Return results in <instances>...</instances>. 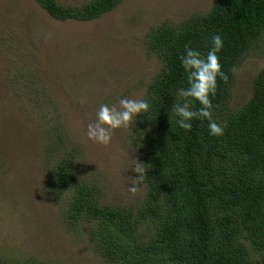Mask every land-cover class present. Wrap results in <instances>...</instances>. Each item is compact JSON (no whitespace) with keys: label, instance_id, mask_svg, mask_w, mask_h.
Segmentation results:
<instances>
[{"label":"trees","instance_id":"1","mask_svg":"<svg viewBox=\"0 0 264 264\" xmlns=\"http://www.w3.org/2000/svg\"><path fill=\"white\" fill-rule=\"evenodd\" d=\"M36 1L53 18L89 20L121 0ZM263 33L264 0H214L206 11L146 31V50L161 66L142 97L150 111L138 115L129 132L146 168L145 194L135 205L101 203L97 184L78 180L73 147L60 158L53 156L67 147V135L47 139L42 155L47 185L56 195L76 185L64 211L68 225L84 227L108 264H264V64L252 79L248 99L229 107L233 71ZM214 34L223 40L218 56L227 76L217 77L210 97L213 118L224 128L221 136L209 135L207 120H193L191 131H185L170 111L177 90L187 87L179 59L185 45L206 55ZM199 107L195 102L194 109ZM51 108L53 100L45 96L42 112ZM20 255L0 253V264H50L33 254Z\"/></svg>","mask_w":264,"mask_h":264},{"label":"rangeland","instance_id":"2","mask_svg":"<svg viewBox=\"0 0 264 264\" xmlns=\"http://www.w3.org/2000/svg\"><path fill=\"white\" fill-rule=\"evenodd\" d=\"M57 1L75 5L90 0ZM213 2L121 0L97 18L59 20L36 0H0L1 254H33L50 264H108L84 227L68 225L64 211L76 185L60 195L47 185L42 158L47 139L67 135V147L53 156L60 158L73 147L77 178L97 184L101 203L128 206L142 200L143 184L136 194L128 191L130 177L139 175L131 167L135 160L142 163L129 138L133 125L115 130L108 145L89 140L87 125L102 103L115 104L122 96L142 99L161 66L144 44L152 25L180 22ZM263 64L264 33L233 71L230 108L248 99ZM45 96L54 104L46 114L41 109Z\"/></svg>","mask_w":264,"mask_h":264},{"label":"clouds","instance_id":"3","mask_svg":"<svg viewBox=\"0 0 264 264\" xmlns=\"http://www.w3.org/2000/svg\"><path fill=\"white\" fill-rule=\"evenodd\" d=\"M223 40L219 34L211 37V47L206 55L186 44L184 53L180 56V65L187 77V87L179 88L176 92L177 101L170 111L173 113L176 125L191 131L193 120H207L210 136L223 135L224 128L213 118L212 100L216 93L217 77L226 80L222 71L218 53L223 48ZM201 107L194 109V103ZM150 103L147 99H133L120 97L115 104L102 103L95 112V120L87 125L86 136L89 140L108 145L115 130L129 129L138 115L148 113ZM145 164L135 160L131 170L139 174L130 177L131 184L128 191L136 194L146 175Z\"/></svg>","mask_w":264,"mask_h":264}]
</instances>
